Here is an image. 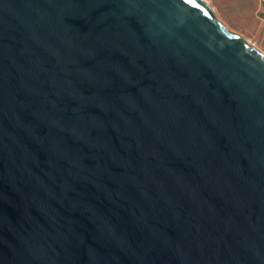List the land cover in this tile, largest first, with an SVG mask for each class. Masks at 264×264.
<instances>
[{
	"label": "water",
	"instance_id": "water-1",
	"mask_svg": "<svg viewBox=\"0 0 264 264\" xmlns=\"http://www.w3.org/2000/svg\"><path fill=\"white\" fill-rule=\"evenodd\" d=\"M0 264H264V55L202 0H0Z\"/></svg>",
	"mask_w": 264,
	"mask_h": 264
},
{
	"label": "rangeland",
	"instance_id": "rangeland-1",
	"mask_svg": "<svg viewBox=\"0 0 264 264\" xmlns=\"http://www.w3.org/2000/svg\"><path fill=\"white\" fill-rule=\"evenodd\" d=\"M215 18L264 53V0H204Z\"/></svg>",
	"mask_w": 264,
	"mask_h": 264
},
{
	"label": "bare ground",
	"instance_id": "bare-ground-1",
	"mask_svg": "<svg viewBox=\"0 0 264 264\" xmlns=\"http://www.w3.org/2000/svg\"><path fill=\"white\" fill-rule=\"evenodd\" d=\"M207 6H209L204 0H202ZM210 7V6H209ZM247 41V40H246ZM250 44V43H249ZM251 45V44H250ZM252 47H254L253 45H251ZM257 51H259L261 54H263L264 55V53L263 52H261L260 50H258L256 47H254Z\"/></svg>",
	"mask_w": 264,
	"mask_h": 264
}]
</instances>
